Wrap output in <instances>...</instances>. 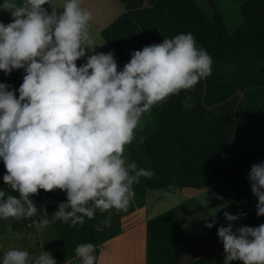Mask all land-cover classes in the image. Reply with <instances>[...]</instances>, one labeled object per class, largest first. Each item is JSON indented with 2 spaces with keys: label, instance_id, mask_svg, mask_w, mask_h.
Segmentation results:
<instances>
[{
  "label": "clouds",
  "instance_id": "9594fccd",
  "mask_svg": "<svg viewBox=\"0 0 264 264\" xmlns=\"http://www.w3.org/2000/svg\"><path fill=\"white\" fill-rule=\"evenodd\" d=\"M0 12L11 17L7 24L0 22V71L25 72L16 90L0 83L3 182L16 193L0 188V220L42 213L34 224L43 231L57 220L83 225L97 210L127 211L135 198L133 185L154 173L130 162L126 147L136 140L145 114L181 91L194 90L211 75V55L192 33H180L133 51L120 69L111 51L94 53L93 13L82 7V0H64L62 5L53 0H4ZM183 106L194 107L191 96L184 98ZM145 139L140 137L139 143ZM248 180L257 199L256 214L264 216V162L251 166ZM57 189L66 192L67 199L49 216L31 197ZM223 215L229 223L217 228V236L224 264H264V224L234 231L231 222L240 215ZM101 223L111 227V216ZM215 223L213 218L205 226ZM94 253L92 243L75 248L81 264H96ZM0 264L57 262L47 251L32 258L28 251L12 248Z\"/></svg>",
  "mask_w": 264,
  "mask_h": 264
},
{
  "label": "trees",
  "instance_id": "16d2710c",
  "mask_svg": "<svg viewBox=\"0 0 264 264\" xmlns=\"http://www.w3.org/2000/svg\"><path fill=\"white\" fill-rule=\"evenodd\" d=\"M117 1L123 6V12L100 34L118 58L120 69L131 59L133 51L180 33H192L197 45L206 49L213 59L211 75L205 78V92L202 79L194 90L181 91L145 114L143 127L137 132L136 140L126 147V155L138 168L149 169L154 175L150 179L141 177L133 189L212 187L248 226L264 224V216L256 214L257 199L248 180L251 166L264 162V0H239L240 20L231 26L225 22L220 0H206L211 16L196 0ZM0 22H11L10 14L0 12ZM86 59L87 56L78 60L77 66ZM24 75L23 69L13 70L8 75L0 71V83L10 85L9 90H16ZM238 89L244 96L234 117L239 96L227 99ZM16 94L18 96V92ZM186 96L192 97L194 107L183 106ZM222 100L225 102L219 106L205 107ZM140 137H146L143 143H139ZM248 142L262 145L244 147L229 158L223 156ZM5 171L0 160V188L16 195L4 185ZM31 199L38 208L45 206L51 216L61 202H66L67 196L59 189L40 190ZM134 208L132 201L127 211L113 209L101 213L97 210L93 219L84 218L83 225L71 226L70 222L59 220L51 224L55 247L60 252L58 264L76 257L75 248L81 243L95 245L94 255L98 258V245L120 232L121 218ZM109 216L111 227L101 223ZM34 217L0 222L21 231L34 225ZM178 245L176 206L148 219L147 264H178ZM220 251L209 253L202 260ZM78 264H81L80 259Z\"/></svg>",
  "mask_w": 264,
  "mask_h": 264
},
{
  "label": "crops",
  "instance_id": "0c3cea01",
  "mask_svg": "<svg viewBox=\"0 0 264 264\" xmlns=\"http://www.w3.org/2000/svg\"><path fill=\"white\" fill-rule=\"evenodd\" d=\"M134 191V210L121 218L118 234L98 245L96 264H147V221L172 206L178 208V264H194L198 261L201 262L197 264H224L223 245L217 236V228L229 223L223 215L225 211L237 214L220 193L212 187L196 189L177 186ZM213 218L216 220L213 227H206V223H210ZM231 223L234 231L241 226H248L241 218ZM218 250H221L218 255L202 260ZM238 263L241 262H230Z\"/></svg>",
  "mask_w": 264,
  "mask_h": 264
},
{
  "label": "rangeland",
  "instance_id": "374dc122",
  "mask_svg": "<svg viewBox=\"0 0 264 264\" xmlns=\"http://www.w3.org/2000/svg\"><path fill=\"white\" fill-rule=\"evenodd\" d=\"M198 4L207 12L208 15H212V10L206 0H196ZM4 0H0L2 4ZM57 5H62L64 0H53ZM147 3V0H145ZM239 0H220L222 5V12L225 22L228 26L238 24L240 20L239 15ZM47 7V5L45 6ZM82 7L90 10L93 13V19L90 22L91 37L96 44L94 53H107L111 51L119 67L120 62L111 48L101 37V30L119 16L124 8L117 0H82ZM91 52V48H89ZM92 53V54H94ZM145 115L143 117V122ZM168 201L163 202L162 206ZM42 215V214H41ZM40 218L36 216L34 221ZM12 248H20L29 252L32 258L37 257L42 251H47L56 260L60 257V252L55 247V234L50 225L43 231L38 230L35 224L30 227H26L23 230H11L8 231V225L6 222H0V254L3 257L4 253ZM79 257L76 256L69 259L67 264H78Z\"/></svg>",
  "mask_w": 264,
  "mask_h": 264
},
{
  "label": "water",
  "instance_id": "95a60500",
  "mask_svg": "<svg viewBox=\"0 0 264 264\" xmlns=\"http://www.w3.org/2000/svg\"><path fill=\"white\" fill-rule=\"evenodd\" d=\"M126 63H127V62H126ZM203 84H204V92H205V78L203 79ZM235 95H238V96H239V99H238V101H237V103H236V105H235V109H234V117H235L236 109H237V107H238L240 101L242 100V98H243V96H244V92H243L241 89H238V90H236V91H235L230 97H228L227 100H230V99H231L233 96H235ZM224 102H225V100H222V101H219V102L213 103V104H211V105H206L205 107H206L207 109H211V108H214V107H216V106H219V105L223 104ZM235 130H236V120H234V132H235ZM231 141H232V139H230V141L227 142V143L224 145V147H223V149H222V153H223V150H224V148L226 147V145L229 144ZM257 145H262V144H261V143H257V142H248V143L244 144L243 146L239 147L238 149H236L235 151H233L232 153H229V154H223V156H224L225 158H229L231 155L237 153L239 150L243 149L244 147H248V146H257Z\"/></svg>",
  "mask_w": 264,
  "mask_h": 264
}]
</instances>
